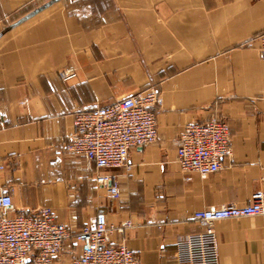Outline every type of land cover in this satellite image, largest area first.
<instances>
[{"label": "crops", "instance_id": "crops-1", "mask_svg": "<svg viewBox=\"0 0 264 264\" xmlns=\"http://www.w3.org/2000/svg\"><path fill=\"white\" fill-rule=\"evenodd\" d=\"M262 31L264 0H0V194L12 195L10 214L51 207L76 231L103 211L112 224L133 221L110 239L138 264H177V241L203 230L195 212L247 204L264 186ZM150 87L163 98L158 139L132 149L130 169H113L114 198L96 166L66 148L75 112ZM213 117L229 123L232 153L206 178L184 172L185 125ZM214 227L221 264H264L263 217ZM81 250L71 238L52 264Z\"/></svg>", "mask_w": 264, "mask_h": 264}, {"label": "built area", "instance_id": "built-area-1", "mask_svg": "<svg viewBox=\"0 0 264 264\" xmlns=\"http://www.w3.org/2000/svg\"><path fill=\"white\" fill-rule=\"evenodd\" d=\"M259 56L264 62V31L256 36ZM73 71H63L69 79ZM161 93L150 87L106 105L77 110L74 133L67 150L85 157L97 168L95 179L108 193L119 198L120 180L113 169L126 167L132 149L153 144L158 139V109ZM232 153L231 128L227 121L213 117L206 122L185 125L177 147V161L187 173L202 178L218 172ZM13 198L0 194V264H52L71 238L82 244L81 253L71 264H138L139 258L125 243H113V233L134 227L131 220L120 224L108 221L100 211L93 224L74 231L57 218L51 207H41L11 215ZM260 216L264 218V186L253 191L244 205L225 203L194 213L193 221L203 227L180 238L176 245L177 264H221L218 237L214 227L223 219Z\"/></svg>", "mask_w": 264, "mask_h": 264}]
</instances>
